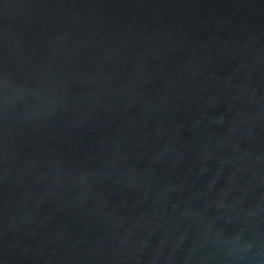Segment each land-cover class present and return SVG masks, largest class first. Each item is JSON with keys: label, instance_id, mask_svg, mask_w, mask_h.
<instances>
[{"label": "water", "instance_id": "obj_1", "mask_svg": "<svg viewBox=\"0 0 264 264\" xmlns=\"http://www.w3.org/2000/svg\"><path fill=\"white\" fill-rule=\"evenodd\" d=\"M0 264H264V0H0Z\"/></svg>", "mask_w": 264, "mask_h": 264}]
</instances>
